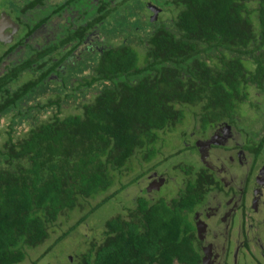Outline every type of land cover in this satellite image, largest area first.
Returning a JSON list of instances; mask_svg holds the SVG:
<instances>
[{"label":"trees","instance_id":"1","mask_svg":"<svg viewBox=\"0 0 264 264\" xmlns=\"http://www.w3.org/2000/svg\"><path fill=\"white\" fill-rule=\"evenodd\" d=\"M43 1H31L26 8ZM126 1L130 0H105V11L102 4L90 21L74 23L61 40L34 48L24 63L8 69L0 77V115L49 82L89 34ZM173 4L178 12L171 25L156 27L139 42L143 49L108 44L97 53L94 76L74 92L96 84L110 86L83 104L79 114L54 115L16 140L7 133L0 147V264L23 262L28 250L49 240L56 228L61 230L60 221L71 218L68 213L82 211L88 199L101 197L118 182L113 194L78 215L68 230L80 227L95 209L160 165L157 159L165 148L161 132L182 123L187 108L188 118L203 131L234 124L235 105L247 101L248 87L264 88V0ZM49 19L28 28L27 35L40 33ZM55 53L57 60L52 59ZM34 72H39L37 79L12 87L22 74ZM263 139L246 149L259 153ZM134 160L141 172L124 184V175L135 172ZM164 201L141 198L128 217L107 220L102 242L90 241L71 264H200L195 227L188 217L193 203L184 197L167 205ZM41 258L39 254L36 260Z\"/></svg>","mask_w":264,"mask_h":264},{"label":"rangeland","instance_id":"2","mask_svg":"<svg viewBox=\"0 0 264 264\" xmlns=\"http://www.w3.org/2000/svg\"><path fill=\"white\" fill-rule=\"evenodd\" d=\"M64 1L65 0H49V7L46 6V9L41 10L42 14L39 15H47L48 12L53 10L56 6L63 4ZM174 1L175 0H130L123 4L121 3L122 5L119 4L117 7L118 12L108 18L98 30L100 43L111 44L117 47L127 45L143 49L139 42H145L147 36L153 32L156 27L164 25L168 28L171 25L172 18H175L178 12L177 6L173 4ZM22 3L23 0H0V56L3 55L4 50L7 47L6 45L9 44L1 41L3 38L2 36H16L20 31V28H18L17 32L11 29V26L14 23L12 22L10 15H13L12 13H17L21 8ZM89 8H91L89 11L93 12L96 7L88 4L87 9ZM71 10L74 14L79 13L82 16L84 15L86 8L79 9V12L76 13L74 12V6H71L68 8V12H71ZM39 12L40 11H38V13ZM152 12H156V17L153 16ZM93 16L94 15H92V17ZM2 17L11 21V26L9 25L10 27L6 28L3 26L1 21ZM54 20L57 23V30L50 35L54 40L47 39V36L42 38L38 36L37 38H34V44L45 46L52 41L57 42L64 36V29H67L70 26L68 20H63L60 16L58 18L55 16ZM81 20H83V16ZM24 21L29 22L31 20L26 18ZM151 24H154V26H151ZM89 46L90 45L86 44L80 48V52L83 53L78 57L84 58H82V63L76 65L77 57L68 60L67 66L72 67L69 68L65 65L64 68L60 69V71H65V74H61L63 77H59L58 74L55 76L52 75L49 82H46L37 88L32 94L20 102L17 108L10 109L8 112L5 111V113L0 116V147L7 139L8 132H10L13 139L16 140L34 125L46 121L54 115L66 117L79 114L83 104L88 103L95 94L102 90L103 87L110 86L108 83H102L96 84L93 88L86 89L83 92L80 90L74 92L75 86H79L84 80L94 76L95 56L90 55L91 48ZM139 52H143V50ZM139 52L138 54L141 58L139 62L142 63L144 58L141 56L142 53ZM20 60L21 58L17 57L16 61ZM11 67L12 65L6 66L7 70ZM38 76L39 72L22 74L19 77V81L12 85V87H20L22 84L30 80L37 79ZM62 84H64V86L61 87ZM246 94L247 101L239 102L235 105V130L233 129V133L239 137L238 143L240 145H242L246 139L247 144L250 143L252 146L257 147L258 144H260L261 138H264V88L258 90L255 86L248 87ZM57 101H59L58 105L56 104ZM190 111L191 109L187 108L182 123L178 124L174 129L167 132H161L163 133L161 138L162 145L165 148L162 149L163 155L159 156L157 162L163 164L166 168H169L171 162L181 165V167L178 166L176 170L179 168L188 169L192 165L191 162L184 158L186 154L169 157L171 154L175 153L174 151H177L175 149L181 146L183 141L188 143H192L193 141L187 139L189 130H192L194 126L196 127V124L192 122V119L188 118ZM20 114L23 116L19 117ZM240 132H242L245 137ZM183 133H187L185 137L182 136ZM167 157L169 158L165 160ZM136 162L137 161L135 160L132 162V169H134L135 172H128V174H125L122 178L124 184H127L137 175V173L141 172V170L138 169ZM155 162L156 161L154 160L151 163L145 164L144 169H147L149 166L151 167ZM258 162L259 164H264V139L262 142V149L259 151ZM138 163L139 165H142L141 161H138ZM159 169H163L162 166ZM168 175L173 176V171H169ZM144 183L145 184H141L139 187L130 185L129 188L123 192L117 193L106 203L90 213L88 218L84 220L83 225L75 230L69 231L68 228L77 223L79 219L78 215L83 216L90 212L91 209L95 208V206L101 202L102 198L104 199L113 194L119 183L116 182L115 187L104 190L101 193V197L98 196L92 200L88 199L87 203L82 207V211L75 209L68 213L69 215L72 214L71 218L65 217V219L60 221V231H58L59 228H56L57 231L50 236L51 238L49 240H45L38 246L32 248L30 250L31 252L28 250L26 257L20 264H32L33 262L36 264H71L70 259L76 260L77 254L89 247L90 241H93L97 245L102 242V230L104 229L107 220L118 215L128 217L129 213L136 207L137 198L146 197L163 199L165 200L164 203L167 205L169 202L168 200L173 198L179 189V185L176 187L173 186L172 183L165 186L160 185V191L157 190L154 194H151L152 197H149L146 193L139 192V190H143V188L148 185L149 181H145ZM66 225L69 227H66ZM64 232H68L66 233L67 235L58 239V242H54L53 238L59 237V235L64 234ZM51 240L53 243H51ZM39 254L42 255V258L38 262L36 259ZM242 255L243 253H241L239 258L243 257ZM239 262L242 263L243 261L239 260ZM246 264H255V262L249 258Z\"/></svg>","mask_w":264,"mask_h":264},{"label":"flooded vegetation","instance_id":"3","mask_svg":"<svg viewBox=\"0 0 264 264\" xmlns=\"http://www.w3.org/2000/svg\"><path fill=\"white\" fill-rule=\"evenodd\" d=\"M31 1L35 0H23L20 10L10 15L14 23L12 26L9 19L6 20L5 17H2L1 21L4 27L11 26L15 32L20 28V31L16 36H2L1 41L9 44L6 45L3 55L0 56L2 59L0 61V77L6 73V66L12 65L9 69L11 70L14 66L24 63L31 50L47 46L34 44V38L47 36V39H53L50 35L57 30L55 16L57 18L60 16L63 20L67 19L69 27H72L76 22L80 23L83 16L84 24L85 21H90L92 15L95 16L96 8H101L102 4L104 7L105 2V0H65L63 4L42 16L39 14H42L41 10L46 9V6L49 7V0H44L43 4L27 9L26 6ZM70 1L72 3H69ZM119 1L115 0L116 3ZM65 4L67 6L62 12L55 13L59 7ZM88 4L96 7L93 12L89 11L91 8L87 9ZM71 6H74L76 13L79 12V9L86 8L84 15L74 14L72 10L68 12V8ZM106 9L104 7V11ZM38 11L40 12L38 13ZM48 16L50 19L47 24L41 26L43 28L40 33L27 35L28 28ZM112 16L113 14L110 15V17ZM26 18L31 21H24ZM106 20L89 34L87 39L61 64L58 72L52 74L53 76L58 74L59 77H63L61 74H65V71H60V69L67 66V61L74 57H77L76 65L82 63L84 58L78 56L83 53L80 52V48L86 44L90 45V55L92 56H97V53L99 54L106 48L108 44L100 43L98 37V30ZM69 27L64 29V34ZM11 47L12 50H10ZM17 57H20L21 60L16 61ZM59 57L55 53L52 59L57 60ZM67 67L71 68L72 66ZM50 77L49 80H51ZM233 129L235 130V125L228 123L219 124L206 131H203L199 126L193 127L187 135L189 141L193 140L192 143L183 141L182 145L175 149L177 151L170 155L173 157L186 154L184 158L191 162V167L176 170L181 165L171 162L169 168H166L160 164L150 170L144 176L145 178L133 184L139 187L141 184H145V181H149L143 190H139L149 197H152L151 194L157 190L160 191V185L165 186L169 183L176 187L179 185L176 195L169 199L168 203H172L174 199L181 200L183 197L185 201L190 199L193 203L192 214L189 213L188 217L195 227L197 246L201 252L200 264H246L249 258L255 264H264V164H259V153L255 154L256 148H252V151L246 149V139L242 145L238 143L239 137L233 133ZM240 133L244 135L242 132ZM161 166L163 169H159ZM171 170L174 173L173 176L168 175ZM141 198L148 199L139 197L136 201ZM149 200L153 201L155 198H149ZM241 253H243V257L239 258ZM239 260L243 262L240 263Z\"/></svg>","mask_w":264,"mask_h":264},{"label":"water","instance_id":"4","mask_svg":"<svg viewBox=\"0 0 264 264\" xmlns=\"http://www.w3.org/2000/svg\"><path fill=\"white\" fill-rule=\"evenodd\" d=\"M152 13H153V16L156 17V15H157L156 12H152Z\"/></svg>","mask_w":264,"mask_h":264}]
</instances>
